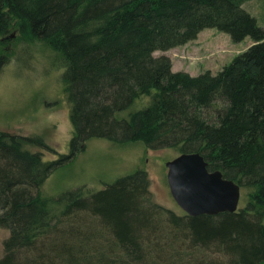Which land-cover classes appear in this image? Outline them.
I'll return each instance as SVG.
<instances>
[{"label":"trees","instance_id":"trees-1","mask_svg":"<svg viewBox=\"0 0 264 264\" xmlns=\"http://www.w3.org/2000/svg\"><path fill=\"white\" fill-rule=\"evenodd\" d=\"M249 1L0 0V74L12 42L50 50L73 127L53 160L32 149H51L40 137L0 129V264H264V26ZM206 28L254 43L216 74L173 71L155 55ZM91 138L200 153L245 203L180 215L154 202L144 170L45 197V181Z\"/></svg>","mask_w":264,"mask_h":264},{"label":"rangeland","instance_id":"rangeland-1","mask_svg":"<svg viewBox=\"0 0 264 264\" xmlns=\"http://www.w3.org/2000/svg\"><path fill=\"white\" fill-rule=\"evenodd\" d=\"M248 9L264 26V0H250ZM16 38V32L10 34ZM248 36L235 42L228 33L206 28L195 40L155 55H167L173 71H185L196 76L206 71L218 73L240 53L253 45ZM13 55L0 74V129L26 136H38L46 147L34 146L45 160H53L58 153H68L72 137L69 105L60 82L63 72L53 60V53L41 45L28 47L21 42L8 44ZM146 100L138 99L118 118H128L130 112L140 109ZM178 152L165 149H148L140 143L115 144L105 138H91L83 151L56 169L43 185V195L55 198L81 186L100 190L119 177L138 170L147 172L154 202L184 214L173 198L168 184V161ZM241 194L239 207L245 203ZM9 231L0 226V258L4 253V240Z\"/></svg>","mask_w":264,"mask_h":264},{"label":"water","instance_id":"water-1","mask_svg":"<svg viewBox=\"0 0 264 264\" xmlns=\"http://www.w3.org/2000/svg\"><path fill=\"white\" fill-rule=\"evenodd\" d=\"M171 194L190 216L236 212L241 187L224 177L219 170L210 171L200 153H182L166 164Z\"/></svg>","mask_w":264,"mask_h":264}]
</instances>
